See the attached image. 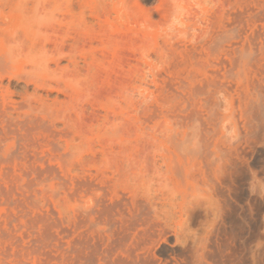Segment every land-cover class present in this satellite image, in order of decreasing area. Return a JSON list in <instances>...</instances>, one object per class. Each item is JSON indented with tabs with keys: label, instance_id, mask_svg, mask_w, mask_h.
<instances>
[{
	"label": "rangeland",
	"instance_id": "obj_1",
	"mask_svg": "<svg viewBox=\"0 0 264 264\" xmlns=\"http://www.w3.org/2000/svg\"><path fill=\"white\" fill-rule=\"evenodd\" d=\"M226 7V0H0V31H12L21 51L9 62L12 70L0 75V189L12 191L8 201L22 203L21 210L4 205L9 195H0V264H68L70 238L47 220L67 231L73 208L87 204L73 181L111 177L117 169L126 172L130 188L155 187L165 159H184L176 146L197 148L204 141L230 146L232 157L246 166V264H264V107L235 99L230 104L220 90L210 117L165 72L166 45L195 42L209 16ZM4 45L0 54L8 49ZM168 84L179 97L169 95ZM197 200L201 208L183 217L184 234L196 245L218 209ZM238 205L232 211L237 223ZM44 230L55 231V241H44ZM231 244L237 264L235 235Z\"/></svg>",
	"mask_w": 264,
	"mask_h": 264
},
{
	"label": "bare ground",
	"instance_id": "obj_2",
	"mask_svg": "<svg viewBox=\"0 0 264 264\" xmlns=\"http://www.w3.org/2000/svg\"><path fill=\"white\" fill-rule=\"evenodd\" d=\"M226 3L227 7L221 14L209 16L207 28L195 42L168 43L165 47L169 66L165 72L175 76L177 88L186 89L188 97L198 98L210 117L215 115L214 110L218 105L215 98L220 90L227 94L230 104H233L235 99L237 103L247 101L255 103V106L264 107V5L254 0L250 2L226 0ZM174 11L173 9L172 12ZM0 33L1 48L5 46L4 43L8 47L0 54L2 75L1 70L11 68L9 62L14 63L15 56L18 57L14 54L20 50V45L9 29H2ZM13 70L16 71L14 68ZM172 85H166V91L171 96L179 97L176 94L177 88ZM243 114H246V111ZM187 117L189 118V114ZM258 131H261V128ZM224 137L226 139V136ZM176 150L184 155V159L179 157L175 160L165 159V172L160 175L155 187L141 184L140 188H130L124 183L126 172L117 169L112 172L111 177L104 175L105 177L99 178L89 175L73 181L78 189L87 195V204L73 208L69 230L65 231L53 219L47 220L48 224L45 221L57 234L62 237L69 236V255L64 258L66 260L68 258V264H232L231 243L234 235L239 240L237 264H246L245 220L248 216L245 215L244 185L248 175L245 164L232 157L230 146L216 141L212 143L204 141L197 148L176 146ZM195 153L199 156H194ZM9 187L10 191L13 190V186ZM1 189L2 197L12 192L8 193L9 190L3 192ZM6 197L3 199L6 200L4 205L11 207L12 204L21 210L22 203L19 200H17L19 203L11 202L8 201L10 195ZM198 197L205 198L210 205H216L214 207L218 209L213 213L215 218L204 240L196 245L194 240L193 243L188 241L186 238L188 235L184 234L183 217L189 214L188 212L201 208ZM236 202L240 211V217L237 215L238 223L232 218ZM211 211L209 210V214ZM249 216L254 218L250 214ZM10 221L12 222L11 218ZM18 228L19 226L16 231ZM235 229L236 233L233 232ZM52 233L44 230V241H55V235ZM247 235L249 236V233ZM14 241L15 245L16 243L19 245L17 240ZM5 252L7 253V250L3 253L6 254ZM42 254L46 257L44 252ZM43 262L41 264H45Z\"/></svg>",
	"mask_w": 264,
	"mask_h": 264
}]
</instances>
